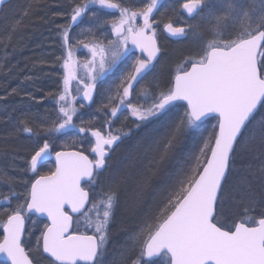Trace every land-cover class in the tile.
Segmentation results:
<instances>
[{
    "label": "snow or ice",
    "instance_id": "snow-or-ice-1",
    "mask_svg": "<svg viewBox=\"0 0 264 264\" xmlns=\"http://www.w3.org/2000/svg\"><path fill=\"white\" fill-rule=\"evenodd\" d=\"M4 3L0 0V5ZM38 3L31 0L23 15ZM161 6V0H72L69 22L58 26L57 33L63 49L56 57L63 69L62 90L54 97L57 115L36 120L25 112L15 129L30 139L35 137L34 143L41 139L43 143L25 159L26 170L38 178L26 189L24 200L11 208L15 191L10 188L7 195L0 194L4 213L0 264H35L21 239L29 212L47 216L45 230L36 240V252L47 264H160L159 258L166 264H264V0H180L178 15L187 25L169 20L163 29L177 38L191 34L199 51L184 56L166 82L153 78L149 87L137 93L136 85L159 62L161 49L153 25L157 23L154 13ZM197 17L199 21L192 23ZM85 21L89 27L73 36L74 26ZM22 23L14 19L0 45L6 49ZM129 45L140 55L115 92L109 91L103 105L110 110L107 131L84 127V121L75 124L77 95L82 93L83 101H92L97 82L118 61L130 58ZM78 47L90 53L83 63L75 58ZM80 107H85L83 102ZM124 109L137 121L154 117L159 123L129 153L125 167L111 175L114 187L127 184L133 179L128 166L135 169L147 160L135 184L142 221L128 234L120 252L109 259L108 229L117 193L110 188L90 200V189L81 181L95 185L107 168L110 150L121 139L112 130V118ZM209 120L215 123L207 135L192 148L181 150L182 137ZM32 124L41 129L42 136ZM67 129L90 133L95 139L91 147L95 158L90 160L77 151H55V170L40 174L44 161L53 154V144ZM238 153L249 157L239 170L233 166ZM157 177L159 184L154 185ZM15 179L0 172V183L11 185ZM149 189L151 202L145 199ZM226 205L242 211L231 216L224 211ZM68 209L87 218L92 234L70 232L73 216Z\"/></svg>",
    "mask_w": 264,
    "mask_h": 264
},
{
    "label": "trees",
    "instance_id": "trees-1",
    "mask_svg": "<svg viewBox=\"0 0 264 264\" xmlns=\"http://www.w3.org/2000/svg\"><path fill=\"white\" fill-rule=\"evenodd\" d=\"M71 1L39 0L38 4L28 10V15L24 16L23 10L28 8L31 0H9L0 13V38L6 35L14 19L19 18L23 21L22 26L13 33L7 48L0 45V92H2V94L0 93V165L4 168L5 173L16 178L18 184L25 181L22 179H27L28 182L32 181L31 174L25 172V168L21 167V160L27 152L33 154L34 150L42 146L43 140L41 139L38 144L34 143L35 137L30 139L27 134L17 133L15 129L20 127L19 121L25 112H30L36 120H42L46 115L51 117L54 113L52 111L56 112L54 97L58 92L62 72L61 61H57L56 57L63 51L57 33L60 30L58 26L68 23L67 9ZM162 69L161 72H164L165 65L162 66ZM178 111L182 112L183 108H179ZM154 123L158 124L159 121L155 119L137 131L126 132L124 127L120 132H117L121 135V139L110 152L107 168L100 173L95 185L85 184L86 189H90V200L96 198L97 188L101 184H105V192L112 188L118 196L114 217L108 229L109 259L120 252L122 246L127 243L128 234L142 221L143 210L135 200V184L144 171L147 160L135 169L128 166V171L133 179H130L127 184L114 187L111 184V175L118 167L121 169L125 167L129 153L136 151L146 133L154 127ZM214 123L215 121L209 120L202 127L185 134L181 139V150L186 151L192 148L197 140L207 135ZM31 126L34 131L43 135L36 124ZM248 160L249 157L238 153L233 166L239 170L248 163ZM153 184H159V177L154 178ZM24 190L26 191V188H19V193ZM151 192L152 190L149 189V193L145 197L149 202L152 199ZM224 211L235 216L242 209H238L234 205H226ZM256 211L258 212L260 209ZM1 213L2 211H0V217H4V213L2 215ZM250 215L255 216L256 213H250ZM82 216L73 219L72 232L92 234V231L84 230L78 225ZM34 221L36 222L34 246L31 247L27 243L25 234L24 247L35 264L47 263L36 252V240L41 236L46 224L37 219ZM1 229L0 233H2ZM159 260L160 264H166L164 258H159Z\"/></svg>",
    "mask_w": 264,
    "mask_h": 264
},
{
    "label": "flooded vegetation",
    "instance_id": "flooded-vegetation-1",
    "mask_svg": "<svg viewBox=\"0 0 264 264\" xmlns=\"http://www.w3.org/2000/svg\"><path fill=\"white\" fill-rule=\"evenodd\" d=\"M84 2V1H83ZM82 2V3H83ZM245 3H247V0H244ZM162 6L159 7L158 11H155L154 13V19L157 21L156 24L153 25L157 29V42L158 46L161 49L159 62L156 63L155 68H153L149 74L140 81L139 84L136 85V92L140 90L143 87H149L151 81L153 78H158L162 83L166 82L169 79V73L175 68L176 64L183 59L184 56L189 54H194L195 52L199 51V43L194 40L191 34L188 35L187 38H177L170 36L167 32L163 29V24L168 22L169 20H172L174 23L178 22L179 25H187V21L184 20L182 16H179L178 13H180V0H161ZM90 15V13H89ZM115 16L118 17L119 13H114ZM186 15V13L184 14ZM109 19L112 17L109 16ZM199 17H197L196 21H192V23H196L199 21ZM69 22V19H68ZM88 22L85 21L82 23L79 27L74 26V30L72 31V34L78 33L79 30H81L84 25H86ZM138 23H142V20H138ZM78 31V32H77ZM110 28H108V34L110 35ZM83 38V37H82ZM130 48H132L131 45H129ZM140 55V53L132 48L131 52L129 53L130 58H124L121 61H118L116 65L113 66V68L105 75L103 76L98 82L97 87L94 89V95L93 99L87 106L83 107L80 111V114H83L82 116L90 117L93 113V108L95 107V104H97V98H98V85H102L105 81L107 83H112V90L115 92V86L120 82V79L122 76L126 74L128 71L129 66L131 65L132 61L135 59L136 56ZM169 55V56H168ZM83 57V58H82ZM76 60L82 63V59L90 58V53L87 49L83 47H78L75 54ZM165 69L164 72H161L162 66ZM61 75H63V69L61 72ZM80 75H84L83 70H80ZM63 77V76H62ZM75 81H73V87H75ZM82 93L77 95L76 100L77 104L80 106V103L82 102L80 100V96ZM106 113L108 114V117H110V110L107 109ZM128 114L129 112L127 109L123 110V114H118L117 118H112V124H117L121 121V118L124 117L125 114ZM127 121V120H125ZM86 143L82 142V147L78 149L80 152L84 153L90 160L94 159L92 155V151L88 148H86ZM94 144V141L92 139V145ZM84 145V146H83ZM54 151L51 156L55 154V151H60V149H57L54 145L52 146ZM111 152V150H110ZM34 154V153H33ZM32 155V154H31ZM30 155V156H31ZM110 155V153H109ZM30 156L28 158H30ZM109 157V156H108ZM25 157L21 160V165L23 168H25V172L31 174V180H34L35 178H38L35 174L31 173L30 171H27V165L25 164ZM108 160V158H107ZM54 170V163L52 159L45 160L42 167L40 168V174H45L49 171ZM29 174H27V177ZM30 180V178H28ZM27 181V179H22ZM25 181H21V187L22 188H30L31 182L25 183ZM14 187V184L9 185L7 182L0 183V191H2V188H8V187ZM25 192V190H24ZM24 195V194H23ZM35 219L33 216L26 213L25 215V222H26V228H25V234L27 230V226L30 224V220ZM43 232V231H42Z\"/></svg>",
    "mask_w": 264,
    "mask_h": 264
},
{
    "label": "rangeland",
    "instance_id": "rangeland-1",
    "mask_svg": "<svg viewBox=\"0 0 264 264\" xmlns=\"http://www.w3.org/2000/svg\"><path fill=\"white\" fill-rule=\"evenodd\" d=\"M84 0H76V2H79V3H82ZM69 7L67 9V13L69 14L70 13V9L72 7V1L71 3H69ZM68 19H69V15H68ZM89 27V24L87 23L86 25H84V27L81 28V30H79L78 33H74L72 34L73 36H78L80 35L81 31L85 28ZM82 38V37H81ZM83 58V57H82ZM85 61V59L83 60L82 59V63ZM62 76L60 77V85H59V88H58V92L60 90H62ZM104 78V77H103ZM98 98H97V104H95V107L93 108V115L90 116V117H87L86 116H82L83 114H80V111H81V107L77 104V100H75L73 102L74 106L77 108V113L76 115L74 116L73 118V122L77 125H80L81 124V121H84V127H96V128H99L101 131L103 132H106L107 129L105 128V120L106 118H110L108 117V114L106 113L107 111V108H104L103 105L105 103H107V97H108V94H109V91L111 92H114V90H112V83H107V81H105L103 83V86L102 85H98ZM72 91L73 93H75V87L72 88ZM140 90L137 91V93L139 92ZM136 98V94L134 93L133 95V99ZM143 99V98H141ZM48 110V109H47ZM55 114H54V113ZM52 115L51 117L49 115H46L44 117V119H52V118H55V116L57 115V109H56V112L55 111H52ZM106 114H107V117H106ZM110 115V114H109ZM156 118H150L149 121H145V122H140V121H137L130 113H126L124 115L123 118H121V121L119 123H117L116 125H112V130L114 132H120L122 130V128L125 127V131H129V130H138L142 127H146V125H148L150 122H152L153 120H155ZM91 120L93 121V124L92 125H89L87 122ZM127 120V121H125ZM140 125L139 127H137V125ZM118 134V133H117ZM82 142L86 143V148L89 149V151L91 150V147H92V136L90 135V133H80L78 131V129H67L65 131V133L63 135H60L59 138L55 141V143L53 144L55 147H57V149H60V151H64V150H78L82 147ZM84 146V145H83ZM0 172H3L5 173V170L4 168L0 165ZM106 179H108L106 177ZM10 188L12 190H14L13 187H8V188H2V191H0V194H3V195H7L10 191ZM22 188V187H21ZM105 184H101V186H99L97 188V194H96V198H98L99 196H101L104 192H105ZM15 193L17 194L16 197H14L12 199V203H11V208H15L18 201L19 202H22L23 199H24V192H20L18 191V193L16 192V189L14 190ZM2 198V197H0ZM95 198V199H96ZM0 211H2V209H0ZM3 214V211L1 213V215ZM3 219V217H0ZM78 225L84 229V230H90V231H93V229H89L87 227V218L85 216H82L81 219H79L78 221ZM36 233V222L34 221V219H31L30 220V224L29 226H27V232H26V240H27V243L32 247L34 246V242H35V236L34 234ZM109 234V232H108ZM43 264H47V263H43Z\"/></svg>",
    "mask_w": 264,
    "mask_h": 264
},
{
    "label": "water",
    "instance_id": "water-1",
    "mask_svg": "<svg viewBox=\"0 0 264 264\" xmlns=\"http://www.w3.org/2000/svg\"><path fill=\"white\" fill-rule=\"evenodd\" d=\"M7 2H8V0H5V3L3 4V5H0V13H1V10H2V8H3V6L5 5V4H7ZM93 95H94V92H93ZM80 99H82L83 100V97H82V95L80 96ZM84 103H85V105L87 106L88 104H90V102L91 101H83ZM93 141H94V143H95V139L93 138ZM72 151H74V150H72ZM71 150L69 151V152H72ZM78 152V151H77ZM81 153V152H80ZM83 154V153H82ZM85 155V154H84ZM92 155L95 157V154L92 152ZM48 159H52V161H53V163H54V170H55V165H56V160H55V154L53 155V156H50V157H48L46 160H48ZM53 170V171H54ZM81 183H82V185H85V184H87L88 182L86 181V180H82L81 181ZM87 206L88 205H86L85 206V208H87ZM67 207V206H66ZM68 211L71 213V210L70 209H68ZM82 211H84V210H82ZM29 215H31V216H34V217H36L37 219H39V220H41V221H44L46 224L48 223V219H47V216L46 215H43V214H39V213H34V212H29L28 213ZM71 215L73 216V218L74 217H77V216H79V215H81L80 213H71ZM25 225H26V223H25ZM72 227H73V222H72ZM72 227L70 228V232H72ZM3 231V230H2ZM24 234H25V231H24ZM24 234L22 235V237H21V239L23 240V238H24ZM3 258L2 257H0V260H2Z\"/></svg>",
    "mask_w": 264,
    "mask_h": 264
},
{
    "label": "bare ground",
    "instance_id": "bare-ground-1",
    "mask_svg": "<svg viewBox=\"0 0 264 264\" xmlns=\"http://www.w3.org/2000/svg\"><path fill=\"white\" fill-rule=\"evenodd\" d=\"M8 2H9V0H8ZM8 2H7V3H8ZM3 92H4V91H3ZM0 93L2 94V92H0ZM3 94H4V93H3ZM81 95H82V94H81ZM80 100L83 101L82 99H80ZM113 147H114V146H113ZM30 155H31V152H29V153L27 152V153L24 155V157H25V158H28ZM21 167H22V166H21ZM13 184H14V187H13L14 190L16 189V192H18V191H19V188H21L20 183L18 184V181L15 180Z\"/></svg>",
    "mask_w": 264,
    "mask_h": 264
}]
</instances>
